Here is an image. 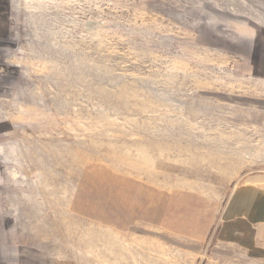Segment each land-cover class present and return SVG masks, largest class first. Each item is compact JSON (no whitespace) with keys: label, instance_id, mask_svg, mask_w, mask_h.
Listing matches in <instances>:
<instances>
[{"label":"rangeland","instance_id":"374dc122","mask_svg":"<svg viewBox=\"0 0 264 264\" xmlns=\"http://www.w3.org/2000/svg\"><path fill=\"white\" fill-rule=\"evenodd\" d=\"M253 20L264 0H0L12 237L59 264H264L227 225L237 190H264L263 68L230 41ZM102 169L163 193V224L71 211ZM131 192L104 196L136 212Z\"/></svg>","mask_w":264,"mask_h":264},{"label":"crops","instance_id":"0c3cea01","mask_svg":"<svg viewBox=\"0 0 264 264\" xmlns=\"http://www.w3.org/2000/svg\"><path fill=\"white\" fill-rule=\"evenodd\" d=\"M253 21L255 24L254 30L251 28L245 29L244 32L237 33L236 37L230 41L237 50L241 49L245 51L249 54L252 60L256 61L255 63L257 65L259 63V66L263 68L261 71L264 75V23L258 24L256 20ZM218 32L221 33L222 36H225L223 31L218 30ZM222 41L229 44L223 39ZM104 173L105 170L103 169L100 172L96 171L92 173L93 178L90 184L92 191L89 193L85 192L86 184L83 185V193L77 195L75 200L69 205L71 211L81 217H87L88 219L106 225L114 223L122 225L125 222H135L136 220H145L153 224H163L162 221L164 222V219L166 218V215L163 214L162 208L160 207L164 200L163 193L161 194L162 201L160 202L158 201L160 198V195L157 192L158 190L156 191L154 189L143 187V185L112 173H110L108 177L103 178L105 175ZM104 187L105 189H103ZM130 189H137L140 193L133 195V192H131L136 204L140 206L136 207L138 208L136 212H133L131 207L122 205V198H114L115 201H113L110 199V197L113 198L111 195L104 196V194L109 193L116 194L115 196L119 193L128 194ZM91 192L92 194L90 195ZM97 193H101L102 196H98ZM148 196H150L152 202H143V198L147 200L146 198ZM155 199L158 201L157 204H155ZM232 203L233 206L238 209V212L240 211L237 215L234 213L232 215L231 213L228 214L229 219L227 225L228 228L232 225L233 236L237 234L240 235L241 232H243L244 246L248 245V247L252 249L254 247H262L264 245V190L247 187L239 189L234 193ZM103 206L106 209H103ZM146 206H150V208L147 209ZM117 210L122 213H120L118 217H114L113 213ZM146 210H149L150 215L147 214ZM131 215L134 217L129 218ZM155 216H159V219L161 220L158 221V218L155 219ZM104 217H107L108 219L110 218L111 221L104 220ZM237 219H240L241 221L238 222V224H235ZM0 264L59 263L44 259L43 256L37 252L27 249L20 239L17 240L15 237H12L10 218L0 208Z\"/></svg>","mask_w":264,"mask_h":264}]
</instances>
